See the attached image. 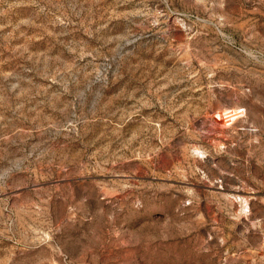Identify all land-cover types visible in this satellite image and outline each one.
<instances>
[{
    "label": "rangeland",
    "instance_id": "rangeland-1",
    "mask_svg": "<svg viewBox=\"0 0 264 264\" xmlns=\"http://www.w3.org/2000/svg\"><path fill=\"white\" fill-rule=\"evenodd\" d=\"M0 264H264V0H0Z\"/></svg>",
    "mask_w": 264,
    "mask_h": 264
}]
</instances>
